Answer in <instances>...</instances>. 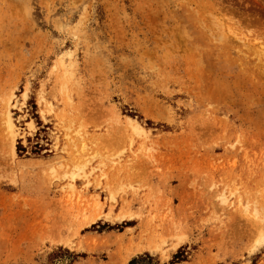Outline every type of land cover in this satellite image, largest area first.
Wrapping results in <instances>:
<instances>
[{
    "label": "rangeland",
    "instance_id": "obj_1",
    "mask_svg": "<svg viewBox=\"0 0 264 264\" xmlns=\"http://www.w3.org/2000/svg\"><path fill=\"white\" fill-rule=\"evenodd\" d=\"M132 261L264 264V0H0V264Z\"/></svg>",
    "mask_w": 264,
    "mask_h": 264
},
{
    "label": "trees",
    "instance_id": "obj_2",
    "mask_svg": "<svg viewBox=\"0 0 264 264\" xmlns=\"http://www.w3.org/2000/svg\"><path fill=\"white\" fill-rule=\"evenodd\" d=\"M134 262L132 261L130 264H133Z\"/></svg>",
    "mask_w": 264,
    "mask_h": 264
},
{
    "label": "bare ground",
    "instance_id": "obj_3",
    "mask_svg": "<svg viewBox=\"0 0 264 264\" xmlns=\"http://www.w3.org/2000/svg\"><path fill=\"white\" fill-rule=\"evenodd\" d=\"M132 129H133V127H132ZM134 131H136V130H134ZM140 131V130H139Z\"/></svg>",
    "mask_w": 264,
    "mask_h": 264
}]
</instances>
